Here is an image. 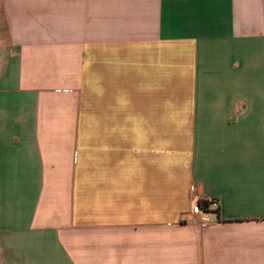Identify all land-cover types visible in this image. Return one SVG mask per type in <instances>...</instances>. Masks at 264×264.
I'll use <instances>...</instances> for the list:
<instances>
[{
    "label": "crops",
    "instance_id": "0c3cea01",
    "mask_svg": "<svg viewBox=\"0 0 264 264\" xmlns=\"http://www.w3.org/2000/svg\"><path fill=\"white\" fill-rule=\"evenodd\" d=\"M0 24V264H264V0H0Z\"/></svg>",
    "mask_w": 264,
    "mask_h": 264
},
{
    "label": "built area",
    "instance_id": "2783aa9c",
    "mask_svg": "<svg viewBox=\"0 0 264 264\" xmlns=\"http://www.w3.org/2000/svg\"><path fill=\"white\" fill-rule=\"evenodd\" d=\"M194 191V187H193ZM204 201H208V206L203 205ZM218 207V203L212 201L209 198H199L195 200L191 206L190 214L193 217V221L202 228L208 227L211 224L217 222V219L212 218V213H215V209Z\"/></svg>",
    "mask_w": 264,
    "mask_h": 264
},
{
    "label": "trees",
    "instance_id": "16d2710c",
    "mask_svg": "<svg viewBox=\"0 0 264 264\" xmlns=\"http://www.w3.org/2000/svg\"><path fill=\"white\" fill-rule=\"evenodd\" d=\"M212 201H215V202H217L215 199H212ZM210 203L208 202V201H204L203 202V205H206V206H208ZM218 208H219V205H218V207L215 209V213H217L218 212Z\"/></svg>",
    "mask_w": 264,
    "mask_h": 264
},
{
    "label": "rangeland",
    "instance_id": "374dc122",
    "mask_svg": "<svg viewBox=\"0 0 264 264\" xmlns=\"http://www.w3.org/2000/svg\"><path fill=\"white\" fill-rule=\"evenodd\" d=\"M1 25V24H0ZM1 30V29H0ZM192 226H195V227H199L201 228L199 225H197L196 223H193Z\"/></svg>",
    "mask_w": 264,
    "mask_h": 264
}]
</instances>
